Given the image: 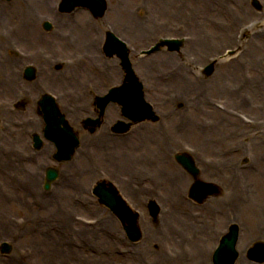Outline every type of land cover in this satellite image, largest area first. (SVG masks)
<instances>
[{
	"label": "rangeland",
	"instance_id": "obj_1",
	"mask_svg": "<svg viewBox=\"0 0 264 264\" xmlns=\"http://www.w3.org/2000/svg\"><path fill=\"white\" fill-rule=\"evenodd\" d=\"M57 0H49L48 8H41L36 5V0L30 1V3H27V5H32L30 8L32 10V15L35 16L34 12L37 8L38 12H42V14L46 13L49 9L50 11V6L53 5V3ZM108 8L105 12V14L102 16V20H107L111 23V25L114 27L116 32L126 38H130L131 40L134 39L130 36H140L142 32L138 28H134L132 26V29H128L124 31L118 23L122 21V19H125V15L127 16H136L133 14V10H135L137 7H140V9L137 11L138 15L144 16V1L149 2V0H108ZM166 4L169 6L165 7L166 9H160V7H153L151 9V12L147 14V17H149L150 21L156 19V27L157 24L160 23L163 19H166L165 21L169 23L172 28L174 29L175 24L178 22L186 23L187 20L190 22L191 28L189 31L191 33H194V21H197V33L199 34L200 38H214V28L215 25H219L220 21H223L226 23L229 27H231V34L234 35L236 29L245 25L247 21L253 20V19H258L262 17L264 19V7L263 8V15H261L260 12H257L255 9L250 11V14L248 12H244L247 3L246 0H237L236 2L233 3V8H229L225 12H220L218 9L217 10H212L210 5H213V0H178V3L187 9V14L186 16L180 15V17H177L178 14L174 15V8L173 5L176 3V0H165ZM2 2V3H1ZM15 1H0L1 3V10L2 12H6L7 17L10 14V10L7 6V4L11 5L14 7L13 3ZM264 3V1L262 0ZM158 5H160V2H158ZM219 6V5H218ZM251 7V5L249 4ZM15 8V7H14ZM25 8V9H24ZM23 10H27L28 8L24 7ZM118 8H122L123 10H120ZM124 11L126 14H124ZM248 11V10H246ZM234 12V13H233ZM84 13L87 14V16L92 20V18L88 15L86 11ZM41 15V14H40ZM68 15V14H65ZM209 19V20H208ZM7 20H9L6 17H2L0 19V24L6 25ZM168 20V21H167ZM198 21H200L199 26ZM205 21L210 25H206ZM216 21V23H215ZM164 22V21H162ZM161 22V23H162ZM101 27V21L99 23L95 24V27L100 30ZM236 26V27H233ZM6 27V26H2ZM156 27L153 26V23L150 22V29L151 31H148L146 33L145 37H142V40H136L134 43L138 47H145L147 43H149L148 35L153 37L155 33L158 31L156 30ZM235 28V29H234ZM155 29V30H153ZM89 31V29H88ZM168 34H175L171 33L170 31ZM262 32V34H258ZM196 33V34H197ZM237 35L238 32L236 33V40H237ZM264 35V24L261 25L259 28H256L252 31H250L247 34V37L242 39L241 44L237 47L236 53H238L239 57L238 60L236 59H228L227 61L225 60H219L214 69L212 75L208 79H203L199 73H201V67L204 66L203 63L205 61L200 60L197 57L196 61V66L195 69L199 72L198 74L194 72L193 68L194 67H189L188 71L190 76L193 78H198L199 83L201 82H206V86L203 87H198L197 89L194 90V97L190 98V101L194 100V105H184L181 102L178 104L172 106L169 110L166 109L164 114H172L173 112V117L176 116V119L179 120V123L181 125H184L186 129H182V134H177L175 135V138L181 136L182 141H187L189 139V142L192 143L193 145L200 146V142L197 141L198 137L200 136L199 130L197 129V126H200L202 129H205L206 138L207 141L210 140V145L213 146L211 153H214L216 148H221L223 145L226 144L225 148L227 151H229V155H227L226 158V170L230 171L235 175V177L229 176L228 174V180L229 182H235L237 186L235 187V190L233 193H231L228 190V185L224 179H219V178H208L206 175H203L200 173L201 171V166L200 164L196 163V166L199 168V175H202L201 177L203 179L209 180L212 179L215 182L220 185L222 188V195L221 197H214L212 196L211 198H208L201 204H192L187 200H183L184 204L178 202L181 201L182 198L179 196L178 192L180 191L181 193L185 194L186 190V182L189 183L190 181V176L177 164V162H174V160H171L172 162H169L170 165L174 166L177 170H179V173H183V179L185 180L186 177L187 179L185 182L177 181L173 175H171L168 171V166L165 162V158H167L166 154L168 150L166 151V154L162 155V153L158 152V146L157 144H154V142L150 141L147 142L146 144H143V142L140 139L139 136L134 137L133 139V146L131 147H126L122 148L118 151V155H123L124 158H129L131 156L135 158H144L146 162L148 157H151L158 161L161 158V163L159 165L156 164V171L154 172L157 177L166 174H170V176L173 178V184L171 185L172 188H170L171 196H169L172 200L173 203L175 204V209H174V215L175 218L181 219L184 218V213H186V218L189 219L190 215L197 216L198 215V209H201V205H204L203 207H210L211 210H215L220 213H225L228 212L227 210L232 209V214L228 217V220L224 226H222L221 232L226 230L227 224L229 222V217L237 221L240 225V234H239V243H238V249L240 252V257L237 260V264L241 263V260L249 263V264H264V263H254L249 261L245 257V251L246 249L251 245L253 241L256 239H262L259 238L261 235L263 236L264 240V83L261 84H256L255 86L249 87L247 86L243 92L242 90H239L238 93L236 91L240 87V84L243 79L245 81L247 79H253L257 80V75L259 74L260 70L256 68L255 65H253V59L256 56L255 52L253 51L250 41L256 39L258 36ZM84 38H82L83 40ZM148 39V40H147ZM55 40V39H54ZM18 43V42H17ZM228 42L224 43L221 49L219 50L218 53H221L222 49L225 47L227 49H232L235 45L233 44H227ZM222 44V43H221ZM82 45H79L77 49H64L61 47L60 50H55L57 56L61 57H71L74 55V53H80L83 51L85 48L81 47ZM6 45L4 47V50L6 49ZM35 45L33 46H26L22 47L26 51H31L34 49ZM224 47V48H223ZM50 48V46H46V50ZM189 47L183 49L184 55L190 54L189 53ZM48 51V50H47ZM163 50H159L156 53L150 54L146 59V65L147 68L145 71L153 77H157L158 75L161 76H169V73L172 68L178 67L180 65V62H182V59L175 60L173 58L172 60L175 61H163L159 59L161 54H164L162 52ZM182 51V49H181ZM248 52V55L245 56V53ZM209 56L210 54H205V57ZM246 57V58H245ZM239 62L235 63V66L240 73L236 72H229L228 73V81L226 79V82L222 84L216 83L213 84L211 81H217L218 79L213 78L214 76L218 75L220 70L222 69L223 66L230 62ZM183 62L186 63V58L183 59ZM134 63V61H133ZM139 62L136 61V66ZM238 64V66L236 65ZM134 65V64H133ZM135 67V65H134ZM50 69H52L50 67ZM120 73L121 70L118 68ZM54 72H57L56 70L52 69ZM218 72V73H217ZM145 78V76H143ZM245 77V78H243ZM146 79V78H145ZM154 80H157V78H154ZM231 80V81H230ZM113 81H117L116 78L109 79L107 82L111 83ZM209 81V83H208ZM47 81H44L46 83ZM149 83L152 84V81L149 80ZM164 83H166L164 81ZM255 83V82H252ZM48 85V83H47ZM59 85V84H58ZM162 87L158 88L159 95L162 97L164 94H171L174 96H179V95H184L185 96V90L182 88L181 85L178 84L176 81L174 83H169L168 86H165L162 83ZM10 87V85H9ZM54 90L57 91V89L52 85L51 86ZM67 87V86H65ZM15 97L13 95V92L10 91V89L7 88L4 92H0V99H4V106L8 107L9 99H13ZM148 98V96H147ZM206 99L209 100H216L217 101H231V104L239 108V111L245 113L246 115L253 117V118H259L261 119V125L258 130H256L254 133L250 132V128H245V129H239L240 133L239 136L242 138L240 141H238V138L236 136V125L235 124H228L226 127L222 126L221 121L222 118L220 117L219 114H212L211 112H208V108L210 105L207 106ZM7 102V103H6ZM199 103V105L206 107V108H201L196 106V104ZM1 107V106H0ZM29 109H32L33 104L28 105ZM27 107V108H28ZM11 109V108H10ZM163 110V108H161ZM8 110V109H7ZM13 110L14 114L9 116V120H7L5 124L6 128V137L2 138L0 140V166L3 161H1V149L7 150V152H10L12 150L14 151H22L23 149L28 152L29 151V143H31V139L29 137V133L27 134L25 131L26 129H23L20 134H19V129L16 127L14 124H12L11 119H22L25 118L26 116H30L32 118H36V114L33 112H28L24 110L19 109H11ZM171 111V113H170ZM111 115H114L117 117V112H113ZM170 117V116H169ZM167 117V118H169ZM170 120V119H168ZM219 125L221 126L222 129L220 128H215L216 126ZM153 124V123H152ZM3 125V122L1 123ZM150 125V124H148ZM155 125V124H153ZM9 129L17 130V133L14 134V131L12 130L11 136L9 137L8 131ZM102 129H104V125L99 127L97 129L98 133L104 132ZM248 129V130H247ZM233 130V131H232ZM172 128L170 125H166L163 129L158 130V134L155 138V143L156 139H159L161 133H167L171 135ZM87 135V134H86ZM99 135V134H98ZM98 135L92 136V138L98 137ZM136 133H134L132 136H135ZM219 136V137H216ZM223 136V137H222ZM226 137V139H223ZM91 138V139H92ZM15 140H19L21 142H16ZM89 139V137H87ZM188 142V141H187ZM221 142V143H220ZM240 142V144H239ZM49 144L48 142L44 143ZM92 145L89 146V150H85V156H82L81 158L78 157L77 152L73 155L71 160L68 162H64L60 164L59 166V171H61L60 174L61 178L59 181L63 179V175L66 173L68 176V179L66 180H71L72 183H74L72 189H64L62 188V192L56 190V185H52L51 189H55V193H58L61 195V199L63 198L64 200H68L71 204L67 205L64 204L65 206H62L60 209V212L63 214L64 219L66 218L67 220H71L73 216L75 215H83L86 217H101L103 218L104 216L101 213H105L106 215H109L107 209L103 207L102 205L98 204L96 199L92 197L90 188L91 184L93 181H95L97 178H99L101 172L107 173L108 171L112 173L113 175L116 176V179L121 183L124 184L127 188H129V183L127 180H129L130 175L128 172L129 170H125L124 168L121 167H116V164L118 161H115L111 163L110 161H106V157L102 155V153H99L97 150V147L94 143H91ZM51 145V144H49ZM174 145L171 144V146ZM240 145V146H239ZM239 146V147H238ZM236 147H238V151L236 150ZM166 148V147H164ZM153 150V151H152ZM157 150V151H156ZM225 150V149H223ZM47 150L42 151V158L44 161L51 162L47 159L46 157ZM100 155L103 156V159L100 157ZM129 155V156H128ZM224 157V156H223ZM17 158H19L17 156ZM218 158V157H217ZM247 159V160H246ZM246 160V162H244ZM16 162L13 161V169L10 170L8 168H2L4 171L2 172L0 176V213L5 214V216H17V217H24V223H26L25 228L27 227V230L25 231L27 233L24 234L20 233L19 234V227L14 228L16 225H3V231H0V239H9L11 235L17 234L18 240H15L14 247L12 251L9 254H0V264H47L48 263V258H46L45 252H44V243L46 240L39 236L37 238L38 232H34L33 230V225L34 224H29V220H32L34 217L36 218L37 215V220L42 217L45 218L47 221H44V223H41V228L45 231H49V226H56L53 224V220H51V217L48 216L50 214L42 211L41 210H36L35 207H31V205H25L22 202V199L26 196L28 200L30 199L28 191L30 190H38L39 195L37 199L34 198L35 201L41 202L43 204V198L45 196L50 195V190H44L42 188V178H43V173L45 168H43L37 160H30L28 162L24 163H19L17 159H15ZM53 162V161H52ZM54 163V162H53ZM55 164V163H54ZM90 164L95 165V170L94 174H89L86 172L87 167H89ZM179 167V168H177ZM139 168L135 169L138 170ZM16 170V171H15ZM22 172L19 174V172ZM107 171V172H106ZM140 171V170H139ZM137 171L136 173H138ZM143 173L141 176H144V170H141ZM1 172V168H0ZM108 172V173H109ZM107 173V174H108ZM128 173V174H127ZM214 173V172H213ZM134 175H138L133 173ZM34 175V177H33ZM83 175H89L87 177L83 178ZM9 177H13L9 179ZM2 180V181H1ZM13 180V181H11ZM65 179L63 181H66ZM16 185L17 187L13 186ZM229 184V183H228ZM4 185V186H3ZM76 185V186H75ZM3 186V187H2ZM20 186V187H19ZM54 186V187H53ZM19 190L18 193H15L16 190ZM169 191V190H167ZM137 194H135L136 198L138 197V201L141 202V205L143 207L145 206V197H147L146 193H143L141 191V188L137 187ZM163 196L164 193H162ZM139 195H142L140 198ZM40 197L42 199H40ZM165 201L167 200V197H164ZM235 200L237 203L232 204V201ZM31 203V201H30ZM185 203L188 204L189 208L186 209ZM208 203V204H207ZM87 204V206H83ZM44 205V204H43ZM209 205V206H208ZM162 206V204H161ZM233 206V207H232ZM247 206H250L251 210L256 212L255 215L252 214L253 218L247 213ZM37 211V213H36ZM39 211V212H38ZM177 211H179L177 213ZM250 211V210H249ZM55 212V211H54ZM70 213V215H69ZM2 214V217H3ZM168 214V215H167ZM172 210L170 204H166L164 207H161L160 215H162L166 218L171 216ZM259 214V215H258ZM34 215V217H32ZM232 215H235L232 217ZM146 216L148 217V214L146 213ZM203 218L208 219V215L206 213H202ZM58 217V216H57ZM146 217V218H147ZM189 217V218H188ZM41 218V219H42ZM150 219V217H148ZM162 220V219H161ZM214 220H216V215H214ZM1 222V220H0ZM40 222V221H38ZM115 221L112 219L110 222L104 223L101 221L99 226L102 229L101 235L102 237H113L115 239L118 238V233L120 234L121 231L117 232V230H112L111 225ZM149 223L147 226L150 228L149 230V236L152 237L153 239L150 241H153L154 239H157V237L153 234V232H157L160 230V232H163L164 235L158 236L160 240L162 239L163 242L165 243H170L171 245H175V243L172 240H169L167 235H169L170 228L169 226L167 227V223L163 224L162 227L155 229L154 223L149 220ZM12 224L15 223V218L12 219L11 221ZM37 224V223H36ZM19 225V223H18ZM32 225V226H30ZM214 226L212 224H209V228H213ZM119 228V226H118ZM120 229V228H119ZM147 229V227H145ZM144 229V231H145ZM28 230H32V233H30ZM57 230H60L57 228ZM185 235H188L190 237V230H192L191 226H186L184 229ZM53 232V231H52ZM72 234L68 236V244L66 247H72L74 249V252L72 256H67V257H56L53 259L52 264H126L125 259L122 257L124 251H127L126 253H131L132 251H136L137 254L135 256L137 263L136 264H160L157 260H154L156 257V251L152 246L148 245L146 241H149L146 237L142 240H139L136 243H129L127 244L124 243V247H119L114 242L110 243L109 246H105V244L99 243L95 240V237L93 235H90L86 233L85 231L83 232H77L72 229ZM117 232V234L114 237V233ZM147 234V232L145 231ZM5 234V235H1ZM166 234V236H165ZM182 235V234H181ZM218 237V238H217ZM219 236H216L213 240H210V242H207L205 244H201V247H205L210 249L212 245H216L217 241L219 239ZM114 240V239H113ZM242 241V243H241ZM107 244V243H106ZM37 246L38 249V256L36 258H31V249L34 251ZM147 250V252L142 253L143 251ZM142 251V252H141ZM212 251V250H211ZM128 254V256H129ZM98 256V258H96ZM165 259V258H163ZM235 263V264H236ZM164 264H174L172 262H165ZM208 264H212L211 261L208 262Z\"/></svg>",
	"mask_w": 264,
	"mask_h": 264
},
{
	"label": "bare ground",
	"instance_id": "obj_2",
	"mask_svg": "<svg viewBox=\"0 0 264 264\" xmlns=\"http://www.w3.org/2000/svg\"><path fill=\"white\" fill-rule=\"evenodd\" d=\"M37 5L42 7L45 4L43 3L45 0H36ZM237 0H213V5H210L212 10H219L220 12H225L226 10H228L229 8H233V3L236 2ZM219 5V6H218ZM1 3H0V10H1ZM9 8V7H8ZM120 10H123L122 8H118ZM246 9H248L246 7ZM11 16L7 17L6 12H2L0 11V19L4 16L8 19H11L12 16L15 17V21L16 19H24L25 20V25H22L21 28H19L16 32H14L15 34H11L10 38H13L14 36L19 39L20 41H25V39H30V37H34L37 39H41L43 37H45V34L41 33L38 28V20H37V14H35V16L32 15V10L28 9L26 11H21L20 9H11L9 8ZM250 8L248 9L249 12ZM185 9L181 6L180 7V11L178 12V14L184 12ZM234 13V12H233ZM124 14H126V12L124 11ZM176 14V13H175ZM185 14V13H184ZM209 20V19H208ZM14 21V23H16ZM38 22V23H37ZM58 24L62 27V28H70L69 25L73 28H75L76 30H79V32H77L76 34H74L72 36V38L70 40H63L65 38H67V36L65 34H61L60 38H61V42H63L64 44H66L69 48L72 49H77L79 46V43L82 44L83 46H85L87 49H89L91 47V51L94 54L93 59H90L88 62H86V60L82 63V65H79L78 70L74 69V67H71V69L68 70H61L60 72L56 73V72H52L51 70H49L47 67H43L42 70H39V74L40 75H44V77L49 78L50 82H53V85L56 86L57 84H63V81L65 84L69 85V88L72 90V92L67 91L68 90L67 87H63V86H59L60 87V91L62 93V98L68 103V106L66 107V109L64 110V112L66 113V115L68 116V119L71 121V123L73 124V126L75 127H79V122L82 121V118H84L85 116H87L88 114H93V107L91 104H88V102H90L91 97L89 98V94H83V96L81 94H77V92L79 90H82L84 87H86V83L87 82H95L94 85V91L95 92H101L102 87L103 86H107V81L111 78H116L120 76L119 71L117 70L116 67V62L118 61L117 59H109V60H102L97 52V41L95 42L94 37L88 32V25H89V21L87 20V18L84 16L83 12H78L76 14V17H66V18H61L58 17ZM72 22H75L76 25H73ZM198 24L200 27H202L200 25V21H198ZM205 24L210 26L207 21H205ZM19 25H21V23H19ZM118 25L124 30H128V29H132V26L134 28H138L142 34L140 35V37H145V32H147L148 30V21L141 15H137V16H127L125 15V19L123 18L122 21L120 23H118ZM194 35L196 36L195 39H197V35L199 36V34L197 33V21H194ZM214 34L215 37L214 38H200L198 40H196V42L194 41L193 45H189L190 46V50L192 52H194V56L198 57L200 60L204 61L207 60V57L205 58V54H217V48L219 46V44H224L227 41L228 42H232L233 41V37L230 35V27L226 25V23L222 22L219 25H215L214 28ZM197 33V34H196ZM258 34H262L258 32ZM54 36H51V38H53ZM82 38H89L90 42L88 40H82ZM56 39V38H55ZM68 39V38H67ZM63 40V41H62ZM81 42H80V41ZM0 41H4V40H0ZM249 43H251L253 51L255 52V57L253 59V65L256 66L257 69L260 70L259 74L257 75V80H253V79H247L245 81V79L240 80L241 83L240 87L238 88V90L236 91V93L239 92V90H243L249 86H255L256 84H261L264 83V35L262 36H258L256 39L250 41ZM2 44V45H1ZM0 44V63L6 68L7 73H6V78H0V90H5V89H10V91L17 93L19 96L24 94V90L20 88L19 82L20 76L18 75V73L15 72L16 68L19 67V64L21 63L20 61L16 60L13 56H11L10 54H8V56H4L1 55V52L3 50L4 44L1 43ZM54 45L57 46V48L59 49V43H57L56 41L54 42ZM218 45V46H217ZM237 55V54H236ZM235 55H233L232 57H234ZM161 60L164 61H171L173 58L171 57H165L164 55H160L159 56ZM238 57V56H237ZM184 58V57H183ZM189 58V57H188ZM231 57H229L228 59H230ZM131 62L134 60L133 56L131 57ZM142 61V59H140ZM221 60V59H220ZM223 60L227 61L226 58H224ZM222 60V61H223ZM175 61V60H172ZM218 62V61H217ZM146 63L141 62L140 63V67H139V71H138V75H140L143 80L148 83L149 80L151 79V76L145 71V69L142 67V64ZM239 63V62H238ZM238 66V64H236ZM191 67L192 68V62L191 61H187L186 63H184L183 61L180 62V65L178 67H174L171 69L169 76H162L161 78H157V82L165 81L166 83H164L166 86H168L169 83H174L177 81L179 85L182 86V88H184L185 90V96H184V100H183V104L186 105L187 103H189L190 98L192 97V95L194 94V90L197 89L198 87H205L206 86V82H201L199 83L198 78H193L192 76H190L188 68ZM239 67V66H238ZM194 70V68H193ZM229 72H236V73H240V71L237 70L236 66H235V62H230L228 64H226L225 66L222 67V69L220 70L219 74L214 76L213 78L218 79L217 81H211L213 84L216 83H220L223 86V83L226 82V79L228 81V73ZM199 73V72H198ZM197 73V74H198ZM218 73V72H217ZM200 74V73H199ZM38 75V73H37ZM201 75V74H200ZM77 76L79 78H77ZM145 76V78L143 77ZM159 77V75H158ZM245 78V77H243ZM161 79V80H160ZM231 81V80H230ZM74 82H76V84H73ZM255 82V83H252ZM55 83V84H54ZM209 83V81H208ZM10 85V87H9ZM153 89L155 88V83H153ZM32 85H28V87H32ZM147 86V91L149 93L150 96H154L153 92H152V88L151 86ZM74 94H76L75 99H74ZM66 98H69V101L66 100ZM177 97H175L176 99ZM178 99L181 100L183 99L182 97L178 96ZM76 101L77 103H85L87 102V108L91 109L88 110L86 108H84L82 105H78L75 106L74 104H71V102ZM60 102L63 103V101L61 100ZM207 102V106H208V99H206ZM195 102H193L192 105H194ZM163 108H167L170 109V105H167L166 103H161ZM110 106V105H109ZM107 107L105 109V112L109 113V119L110 121L114 120L115 116L111 115L113 112H116V110H120L118 106H114L113 107ZM196 106L201 107V108H206L203 107L201 105H199V103L196 104ZM34 108H36V105L33 106ZM5 109H8L11 111V109L9 107H3L1 114H0V120L5 121L7 115L9 114L8 111H6ZM116 109V110H115ZM208 112H211L212 114H219L220 112L215 110L214 108H208L207 107ZM26 111L28 112H33V108L29 109L26 108ZM83 111H86L87 114L82 113ZM13 112V111H11ZM34 113V112H33ZM220 117L222 118L221 124L222 126L226 127L228 124L232 125H240L243 126L242 124H240L237 120L227 117L223 114L220 115ZM38 120L40 121V119L38 118ZM37 124V123H36ZM167 124L170 125V127L172 128L173 131V135L175 136V134L183 131L182 129H186V127L184 125H181V123H179V120L176 119V116L171 119V120H167ZM166 124V125H167ZM35 125V123L33 124ZM75 127V128H76ZM137 128H139V126H136ZM246 127V126H243ZM29 128H31V130H37L38 128H41V123L38 122V124L36 125V127L30 126ZM161 128V127H160ZM159 128V129H160ZM215 128H221V126L218 123V126H216ZM77 129V128H76ZM13 129H9L8 134L9 137L11 136ZM139 130L141 132H145V135L151 139L150 135H154L157 133V128L156 125L152 126V127H148V128H144L142 126H140ZM14 134L17 133V130H13ZM205 129H201L199 131L200 136L198 137L197 141L200 142V147L201 150L203 152H210L213 149V146L210 145V140L207 141L206 138V134L205 133ZM144 134L141 137H146ZM174 136L172 137V140H174ZM5 138L6 137V133L2 132L0 130V138ZM219 137V136H216ZM223 137V136H222ZM221 138V137H219ZM80 149L77 150V154L78 157H82L85 156V150H89V146H91V143H94L97 147V150L99 151V153H102V155L104 157H106V161H110L111 163L118 161V163L116 164V167H121L124 168L125 170H129L126 172H135L136 168L139 169H155L156 166H152L149 167V165L144 162L143 160H137V162L133 163L132 161H130L131 157H127L124 158L123 155H118V151L122 148H126V147H131L133 146V136L132 135H128L125 137H117V136H108V134L105 133H99L98 137L96 138H92V139H87L86 137H81L80 138ZM223 139H226V137H224ZM16 142H21V141H17L15 139H13ZM152 141L154 140V138L151 139ZM209 142V143H207ZM48 148V147H46ZM100 155V157L103 159V156ZM214 155L216 157V165L213 168L215 173H210V169L208 168H204L205 164L207 163V161L202 160V172L203 174L206 175V177H218L220 176L221 179H224L228 185V190L233 193V191L235 190V187L237 186V184L235 182H229L228 177L226 174H228L229 176L235 177V175H233L232 172L226 170V157L225 156V151H223L221 148H217L216 151L214 152ZM129 156V155H128ZM218 157V158H217ZM3 159H1V161H3L1 163V168H8L11 169L10 167V163L11 166H13V162L10 156L8 155H4V157H2ZM167 166H168V171L171 175H173L175 177V179L177 181H181L184 182L183 177L181 176V174L178 172V170L169 164V161L167 159L166 162ZM95 169V165L90 164L89 167H87L86 172L89 174H94V170ZM211 169V170H213ZM216 169V170H215ZM19 172V171H18ZM22 172H19V174H21ZM141 173V170H140ZM63 174V173H62ZM61 174V175H62ZM169 175V174H168ZM165 177V175H161L162 181H163V185L166 191L165 194L167 197L171 196V192H170V184L171 181L169 180V177ZM89 175H83L84 177H87ZM34 177V175H33ZM171 178V177H170ZM172 179V178H171ZM64 180V179H63ZM59 181L56 185V190L62 192V188L68 190V189H72L74 183H72V181L66 180V181ZM229 183V184H228ZM129 189H125L127 192H129L131 194V196L135 199V195L133 194V187L134 184L133 183H129ZM172 185V184H171ZM76 186V185H75ZM18 189V188H17ZM169 190V191H167ZM31 193V197L30 199H24L25 202L28 204L30 203V201L34 198H36L39 194H38V190H30ZM150 195V194H149ZM40 196V195H39ZM151 196V195H150ZM61 195L58 193H55V189L51 192L50 195L45 196L43 199L40 197V199L43 200V204H38L37 205V209L42 211H45L47 213L50 212V214L48 216L51 217V220H53V224L56 225L55 230L52 228V226L50 227V225H48L49 227V231H45L43 232V229L41 228V224H34L33 225V230L35 232H38L37 238L39 236L43 237L46 242L44 243L43 247H44V252L46 255V258H48V263L47 264H52L53 259H55L56 257H67V256H72L74 249L72 247H66L68 244V236L71 235L72 229H74L77 232H83L85 231L86 233L93 235L95 237V240L99 243L105 244V246H109L110 243L114 242V244L116 243H122L121 239H115L112 236L111 237H102L101 232L102 229L101 227L98 225L94 226V227H85L82 225H78L76 223H74V221H70L67 220L66 218L64 219L63 214L60 212V209L62 206H65L64 204L70 205L71 203L68 200H64L63 198H60ZM170 201H158L159 204H162L161 207H164L167 202L170 204L171 208L174 209L175 208V204L173 203V200L169 197ZM136 200V199H135ZM138 200V199H137ZM136 200V201H137ZM182 204H184L183 200L178 201ZM237 202L235 200L232 201V204H236ZM185 207L186 209L189 208L188 204L185 203ZM233 207V206H232ZM250 210V211H249ZM55 211V212H54ZM157 208L155 210L156 213L157 212ZM228 212L225 213H220L217 212L215 210H211L210 207H202L201 209H198V215L194 216V215H190V218L187 219L186 218V213H184V218L178 219L175 218V215L172 214L169 217H160V223L165 222L167 223V226H169L170 228V239H172L173 242H175L177 244L176 240H179L182 244H187L186 247H183L182 250L175 253V258H171V257H164L161 253H159L158 251H156L157 255L154 258V260H157L160 264H164L165 262H172L174 264H208V262L206 263V250L201 247V244H205L207 242H210L211 237H213L215 234H217V232L220 231V228L222 226H224V224H226L228 217L232 214V209L227 210ZM39 212V211H38ZM255 215L256 212L252 211L250 206H247V213L253 218L252 214ZM37 213V211H36ZM178 213V212H177ZM202 213H206L208 215V219L203 218ZM104 217L101 218V221H103L104 223L110 222L112 220V217L110 215H106L105 213H101ZM70 215V213H69ZM214 215H216V220H214ZM259 215V214H258ZM58 216V217H57ZM157 216V215H156ZM235 215H232V217H234ZM229 223L230 222H237L234 219H232L231 217H229ZM46 220V219H45ZM40 221H44L43 219H41ZM47 221V220H46ZM6 223V221L4 222ZM101 223V222H100ZM209 224H212L214 227L213 228H209ZM147 224H145V227H147V229H145V231L147 232L146 238H148L149 240H152V237L149 236V230L150 228L147 226ZM186 226H191L192 230H190V237H189V243L187 242V238L186 235L184 233V228ZM230 226V225H229ZM112 228L117 227L116 223L114 222L111 225ZM162 227V225H161ZM57 228H59L60 230H57ZM155 228L157 229V225L155 226ZM27 230V227L25 228ZM24 230V229H23ZM0 231H3V226L0 225ZM30 233H32V230H28ZM53 231V232H52ZM27 233L24 230V234ZM153 234L158 237L161 235H164L163 232H160V230H158L157 232H153ZM182 234V235H181ZM1 235H5V234H1ZM115 237V236H114ZM259 238L263 239V236L261 235ZM114 239V240H113ZM18 240V239H17ZM107 243V244H106ZM153 250V249H152ZM142 252V251H141ZM147 252V250L143 251L142 253ZM129 253L124 254L122 257L125 259L126 264H136V251H132L129 256ZM38 256V249L37 246L35 248V250L32 252L31 258H36ZM96 258H98V256H96ZM165 258V259H163ZM171 260V261H170ZM240 264H249L243 260H241Z\"/></svg>",
	"mask_w": 264,
	"mask_h": 264
},
{
	"label": "water",
	"instance_id": "obj_3",
	"mask_svg": "<svg viewBox=\"0 0 264 264\" xmlns=\"http://www.w3.org/2000/svg\"><path fill=\"white\" fill-rule=\"evenodd\" d=\"M72 1V0H71Z\"/></svg>",
	"mask_w": 264,
	"mask_h": 264
}]
</instances>
